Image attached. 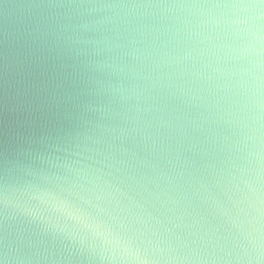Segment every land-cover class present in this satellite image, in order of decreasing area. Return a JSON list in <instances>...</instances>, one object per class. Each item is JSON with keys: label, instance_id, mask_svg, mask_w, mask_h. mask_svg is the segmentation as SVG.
I'll use <instances>...</instances> for the list:
<instances>
[{"label": "snow or ice", "instance_id": "obj_1", "mask_svg": "<svg viewBox=\"0 0 264 264\" xmlns=\"http://www.w3.org/2000/svg\"><path fill=\"white\" fill-rule=\"evenodd\" d=\"M259 3H260L261 5H264V0H259ZM0 264H5L4 259L0 258Z\"/></svg>", "mask_w": 264, "mask_h": 264}]
</instances>
